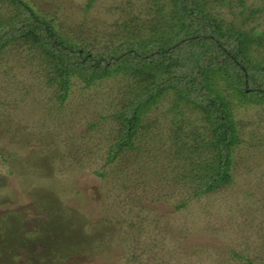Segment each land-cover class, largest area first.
<instances>
[{
    "label": "rangeland",
    "instance_id": "rangeland-1",
    "mask_svg": "<svg viewBox=\"0 0 264 264\" xmlns=\"http://www.w3.org/2000/svg\"><path fill=\"white\" fill-rule=\"evenodd\" d=\"M199 3L221 30L242 29L246 54L264 65V0ZM173 10L170 0H0V28L14 33L0 39V264H264V105L232 100L234 180L216 190L193 194L202 181L190 159L210 161L211 171L216 162L205 149L190 155L188 136L207 137L206 119L173 88L140 108L133 147L112 157L120 112L168 77L125 64L144 62ZM34 22L56 54L23 33ZM121 42L134 48L125 64L113 54ZM72 49L80 51L70 59ZM140 220L137 239L151 241L130 251Z\"/></svg>",
    "mask_w": 264,
    "mask_h": 264
},
{
    "label": "trees",
    "instance_id": "trees-1",
    "mask_svg": "<svg viewBox=\"0 0 264 264\" xmlns=\"http://www.w3.org/2000/svg\"><path fill=\"white\" fill-rule=\"evenodd\" d=\"M13 1L16 2L18 0ZM170 1L173 2V11L177 19L168 28L165 36L162 35L160 40L150 41L152 43V49H149L151 54H146L145 56L140 54V60H144V62L130 66L125 64L130 60V55L135 58V55H133V46L126 44V41L121 42V45L114 49L113 54H118V51H120L122 54L119 56L123 57V64H125V66L127 65L129 68L131 67V70L144 72L149 70L150 72L152 70L150 66H152L153 69L157 66L156 71H158V73L155 72L153 77L157 75L162 76L164 73H168V77L166 78L167 82L164 84L162 83V87L158 88L156 93H150L146 98H142L143 101L137 104L133 102L131 105L132 110L129 111L128 115H123L120 112L119 115L122 117L121 119L125 122V125L122 127L119 140L114 142L113 146H111L112 150H110L112 151V157H114L123 145L130 146V148L133 147V140H131V137L140 119V108L145 103L151 102L150 99L153 96L155 97L158 91L162 92L165 87L168 89L173 88L178 98H180V101L186 99L188 102L192 103L194 107H198L206 119L207 124L203 125L201 128L208 133L207 137L204 136L201 131H192L191 135L188 136L192 139V144L191 146L189 145L190 155L193 151L197 152L205 149L206 154L209 151L213 152V156L211 157L214 158L216 162L214 170L211 171L210 168L213 166L210 161L206 159L203 161L190 159V162L196 165L195 168L190 169L193 170L191 173L201 177L202 181L199 189L193 191L195 195L201 192L200 190L204 192L216 190V187L222 183H233L230 182L233 181L234 178L231 176L228 166H230L232 145L236 143L240 137L236 125L238 122L234 120L232 111V100L238 99L239 96H245L244 101L246 99V103H252L254 106L257 105L258 107L264 105V65L261 64V66L259 65L255 68L257 65H255L251 57L246 54V43L243 41L244 32L242 29H236L232 33L228 30H221L216 20L208 15L205 7L199 3V0ZM5 21V27L7 25L15 27V22H17L13 19H7ZM19 22L24 23L20 20ZM36 24L37 22H34L31 27L28 28L25 26L24 30L20 27V30H23L24 33L25 30L28 29L27 31H31V33L34 34V38H43V43L48 41L46 43V45H48L47 48L51 49V51L56 54V51H54L56 50V48H54L55 45L51 44L49 38L43 37L42 33H37V31L40 32L41 29L39 25L36 27L33 26ZM11 33L12 31L7 30L5 32L4 28H0V39L9 40L11 37L13 39L14 33ZM238 41L241 43L239 42L236 46L231 45L228 47V45H225V43L234 44ZM240 44H242L243 47L239 49L237 47ZM79 51L72 49L69 58H74ZM128 51H131V54ZM223 52L227 53L225 55L226 59L218 61L219 55ZM236 52L244 58V62H240L241 60L239 57H236ZM154 53H157V59L152 57ZM85 62L86 60L80 61L78 66L81 68ZM67 67L66 70H68ZM107 69L102 68L98 71H92L91 78L96 73L101 74L107 72ZM151 73L152 72L148 73L149 76H151ZM220 77L222 78L221 82ZM211 87H215L216 89ZM227 91L233 96L229 98V96L226 95ZM173 140L178 143L176 139ZM186 144L187 142L185 141L180 145L185 146ZM185 154L188 156V152ZM4 158L6 157H1V161L7 162ZM200 158L202 157L200 156ZM189 164L191 166V163ZM97 176L101 178L102 174L99 173ZM184 204L185 201H181L178 202L176 206L183 207ZM141 220L146 219L142 218ZM141 220L137 221L139 224L137 233L135 234L136 237L133 238V242L129 243L128 250L130 251L133 250L134 244H138L136 245L137 247L139 245L144 246L143 244H150L151 240L146 243H141L137 239L140 229L139 225L142 222ZM113 225L111 223L110 227L107 228L115 227ZM196 241L200 242V238L198 237ZM144 247L145 249L147 248V246ZM237 255L239 256V254Z\"/></svg>",
    "mask_w": 264,
    "mask_h": 264
}]
</instances>
